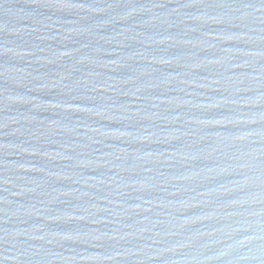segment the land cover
<instances>
[{
	"label": "water",
	"instance_id": "water-1",
	"mask_svg": "<svg viewBox=\"0 0 264 264\" xmlns=\"http://www.w3.org/2000/svg\"><path fill=\"white\" fill-rule=\"evenodd\" d=\"M0 264H264V0H0Z\"/></svg>",
	"mask_w": 264,
	"mask_h": 264
}]
</instances>
